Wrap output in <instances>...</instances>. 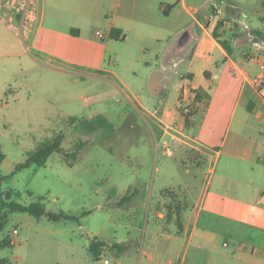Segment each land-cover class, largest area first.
I'll list each match as a JSON object with an SVG mask.
<instances>
[{
	"label": "rangeland",
	"instance_id": "374dc122",
	"mask_svg": "<svg viewBox=\"0 0 264 264\" xmlns=\"http://www.w3.org/2000/svg\"><path fill=\"white\" fill-rule=\"evenodd\" d=\"M259 8L264 12L262 4ZM59 14L66 19L73 16ZM97 26L89 22L83 32ZM15 31L28 47L26 57L35 55L51 68L14 58L16 68L3 71V62L10 58L0 57V104L10 103L12 94L19 102L9 109L0 105V125L10 122L2 129L13 140L3 144L6 156L0 174L11 177L0 183V189L21 204L39 202L46 212L75 219L50 220L26 212H7L0 240L10 244L0 248V260H6L5 264H104L107 259L109 264H139L141 258L140 264H169V260L170 264H180L184 248L179 258L174 244L158 253L168 247L166 235L176 230L168 217L174 200L187 212L206 187L227 180L220 163L196 164L176 148L175 140L161 137L154 124V118H162L165 109L175 110L176 103L181 112V104L187 102L178 92L185 63L164 78L163 90L154 92L148 88L144 72L115 56L114 52L124 47L122 42H112L104 50L103 68L98 71L65 60L63 56L79 62L87 59L86 50L77 49L86 42L72 45L70 38L50 24L32 33L30 28ZM96 47L101 53L102 46L93 45ZM112 70L118 77L109 72ZM237 92L238 88L227 103L231 105L223 129L208 139L210 143L219 145L222 141ZM213 97L210 104H217ZM238 104H244L243 99ZM242 108L240 105L238 111ZM187 130L193 134L192 127ZM59 134L65 152L79 140L85 142L72 165L54 152L44 166L14 172L17 163ZM124 196L128 198L119 204ZM198 207L204 212L200 204ZM150 230L158 233L151 245ZM101 239L116 241L124 249L107 246L93 257L88 244ZM148 244L153 250L146 248ZM139 247L148 254L141 253Z\"/></svg>",
	"mask_w": 264,
	"mask_h": 264
},
{
	"label": "crops",
	"instance_id": "0c3cea01",
	"mask_svg": "<svg viewBox=\"0 0 264 264\" xmlns=\"http://www.w3.org/2000/svg\"><path fill=\"white\" fill-rule=\"evenodd\" d=\"M213 2L216 12L209 0H0V57L10 58L3 62V71L16 68L14 58L50 69L35 55L26 57L28 47L15 31L30 28L32 33L50 24L70 38L72 45L86 42L85 47L77 49H85L87 59L79 62L63 58L94 70H102L104 50L112 42H122L124 47L114 52L115 56L144 72L148 88L154 92L163 90L164 78L185 63L178 92L187 99L181 105L190 104L193 109L191 119L185 120L178 110L180 104L175 103V110L165 109L162 118H154V124L161 137L175 140L176 148L196 164L220 163L227 180L206 187L187 212H182L181 202L174 200L168 217L176 230L166 235L168 247L160 248L158 253L163 254L174 244L178 258L184 248L180 264H264V97L252 83L258 75L264 78V70L259 67L260 61L245 59L250 42L238 23L244 21L264 38V12L259 8L260 4L264 6V0ZM63 12L73 16L66 19L59 14ZM22 16L27 18L25 23H21ZM89 22L98 26L85 33ZM96 29L108 35L112 29L120 30L122 39H99ZM215 30L220 39L228 41L231 53L219 44L213 35ZM93 45H101V53ZM259 59L264 60V51H260ZM109 72L118 77L115 70ZM236 88V104L230 111L224 137L219 145L210 143L208 139L217 136L226 123L231 105L227 103ZM213 96L217 104H210ZM242 99L244 104H238ZM17 104L12 94L10 103L0 105L1 109H9ZM240 105L243 108L238 111ZM8 124L5 121L0 125L4 156L3 144L11 139L2 127ZM189 127L193 134L187 132ZM175 205L179 208L175 209ZM157 236V232L149 231L150 245ZM117 243L106 242L102 248ZM149 244L146 248L152 249ZM139 250L148 254L144 247Z\"/></svg>",
	"mask_w": 264,
	"mask_h": 264
},
{
	"label": "trees",
	"instance_id": "16d2710c",
	"mask_svg": "<svg viewBox=\"0 0 264 264\" xmlns=\"http://www.w3.org/2000/svg\"><path fill=\"white\" fill-rule=\"evenodd\" d=\"M119 31L120 30L112 29L109 37L116 39V40L122 39V37L119 34ZM213 35L218 39L219 44L225 49V51L227 53H231V48H230L228 41L225 39H220L216 30L213 32ZM196 98L200 99L198 94H196ZM61 141H62V135L59 134L53 139V141L50 144L40 146L37 150H35L32 154H30L23 162L17 163L14 166V172L28 168L32 165L44 166L48 157L54 152L60 153L62 157L64 158V160L67 162V164L72 165L73 162L76 161L78 152L82 148L85 142L82 140H79V142H77L76 144L72 146V148L70 149L71 151L65 152L61 148ZM3 159H4V154L0 149V165ZM9 177H11V175L3 176L0 174V183ZM9 198H10L9 195L5 196L0 189V231L3 230V228L6 225L7 212L9 211L10 212H13V211L26 212L36 217L45 216L50 220L75 219L74 216H70V215H66L62 213L55 214V213L46 212L44 207L39 202L21 204ZM127 198L128 196H124L120 200L119 204H122ZM176 208L178 209V206H176ZM9 244L10 242L6 239L0 240V248L5 247ZM104 246H106V242L101 241V240H92L90 241L88 245V250L92 254L93 257H98L100 255L99 254L100 249ZM111 247L116 248L117 250L124 249L123 246H119L118 244H113ZM5 262L6 260L4 259L0 260V264H5Z\"/></svg>",
	"mask_w": 264,
	"mask_h": 264
},
{
	"label": "built area",
	"instance_id": "2783aa9c",
	"mask_svg": "<svg viewBox=\"0 0 264 264\" xmlns=\"http://www.w3.org/2000/svg\"><path fill=\"white\" fill-rule=\"evenodd\" d=\"M209 1L212 3L211 9L213 11L217 10L215 2H213V0ZM26 20L27 18L25 16L21 17V23H25ZM238 23H240L246 30V35L250 42V50L245 53V59L248 61H260L259 67L260 69L264 70V60L261 61L259 59L260 51H264V38L258 33L254 32V30H252L250 26L244 21H238ZM95 35L99 39H105L109 36L101 29H96ZM252 83L257 87L258 91L261 92V95L264 97V78L261 75H258L252 79ZM181 107V112L185 116V120H190L193 115V109L190 107V104L183 105ZM103 262L104 264H109V261L107 259H104Z\"/></svg>",
	"mask_w": 264,
	"mask_h": 264
}]
</instances>
